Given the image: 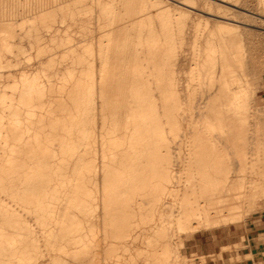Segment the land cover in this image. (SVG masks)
Listing matches in <instances>:
<instances>
[{
    "label": "bare ground",
    "instance_id": "6f19581e",
    "mask_svg": "<svg viewBox=\"0 0 264 264\" xmlns=\"http://www.w3.org/2000/svg\"><path fill=\"white\" fill-rule=\"evenodd\" d=\"M243 2L0 0V264H187L185 236L262 209Z\"/></svg>",
    "mask_w": 264,
    "mask_h": 264
},
{
    "label": "rangeland",
    "instance_id": "374dc122",
    "mask_svg": "<svg viewBox=\"0 0 264 264\" xmlns=\"http://www.w3.org/2000/svg\"><path fill=\"white\" fill-rule=\"evenodd\" d=\"M256 1L264 5V1L262 0H245V2H243L245 4L241 5L252 10L255 9ZM197 6L199 8L204 7L201 2L198 3ZM215 10L224 11L223 9ZM227 12L231 14V17L252 24L246 26L249 31L242 30V32L245 38L250 39L248 45L251 51L256 55L255 59L259 67L255 73L253 72L254 81L252 80V85H254L253 88L255 87L254 91L259 110L258 112L262 119L260 120L264 122V37L258 31V29H260L258 26L262 25L246 12ZM197 21H203V19L194 15L192 17V23H196ZM209 24L212 26L213 22L210 21ZM193 25L190 26L189 33L185 34L186 39L182 47L183 50H180L176 56L175 67L177 69V75L182 79L181 82L183 83L186 74L193 65V48L191 47V41L196 34ZM28 59L27 62H22L19 66H23L25 69H36L39 66L33 54H29ZM15 67L17 66H13L12 68ZM261 203L263 204L261 210L252 212L238 224H229L207 230H199L193 232L191 235L189 234V236H185L183 240L184 243L180 248L182 260L187 264H258L259 262L264 264V252L259 258L257 255L246 254L245 248L248 244L244 241L245 233L253 232L256 225L264 221V201ZM135 257V260L139 263L141 258L139 257V259L138 256ZM248 257L252 258V260H247ZM102 261L103 260H101V264H104ZM141 262L143 263V260Z\"/></svg>",
    "mask_w": 264,
    "mask_h": 264
},
{
    "label": "crops",
    "instance_id": "0c3cea01",
    "mask_svg": "<svg viewBox=\"0 0 264 264\" xmlns=\"http://www.w3.org/2000/svg\"><path fill=\"white\" fill-rule=\"evenodd\" d=\"M244 241L248 244L245 253L257 255L259 258L264 252V221L256 225L253 232H246ZM247 260L252 258L248 257Z\"/></svg>",
    "mask_w": 264,
    "mask_h": 264
}]
</instances>
